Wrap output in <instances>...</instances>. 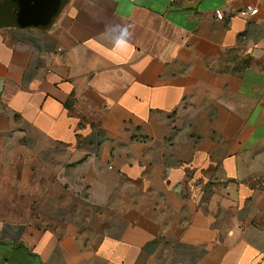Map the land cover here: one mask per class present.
<instances>
[{
	"label": "crops",
	"instance_id": "obj_1",
	"mask_svg": "<svg viewBox=\"0 0 264 264\" xmlns=\"http://www.w3.org/2000/svg\"><path fill=\"white\" fill-rule=\"evenodd\" d=\"M44 14L0 27V264H264V0Z\"/></svg>",
	"mask_w": 264,
	"mask_h": 264
},
{
	"label": "water",
	"instance_id": "obj_2",
	"mask_svg": "<svg viewBox=\"0 0 264 264\" xmlns=\"http://www.w3.org/2000/svg\"><path fill=\"white\" fill-rule=\"evenodd\" d=\"M54 3L55 0H0V27L36 24Z\"/></svg>",
	"mask_w": 264,
	"mask_h": 264
},
{
	"label": "built area",
	"instance_id": "obj_3",
	"mask_svg": "<svg viewBox=\"0 0 264 264\" xmlns=\"http://www.w3.org/2000/svg\"><path fill=\"white\" fill-rule=\"evenodd\" d=\"M257 10L255 8H242L240 9L237 14L242 18H248L250 16L255 15ZM215 16L217 19H223V13L220 9L215 10Z\"/></svg>",
	"mask_w": 264,
	"mask_h": 264
}]
</instances>
